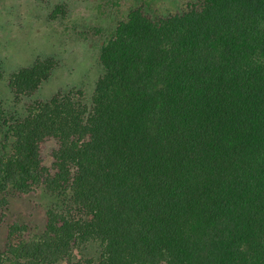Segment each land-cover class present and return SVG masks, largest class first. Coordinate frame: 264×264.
<instances>
[{"label": "trees", "instance_id": "obj_1", "mask_svg": "<svg viewBox=\"0 0 264 264\" xmlns=\"http://www.w3.org/2000/svg\"><path fill=\"white\" fill-rule=\"evenodd\" d=\"M99 63L90 107L58 93L4 123L0 221L8 189L67 204L40 234L11 224L0 264H264V0H195L158 19L133 9ZM56 66L12 73L14 100ZM89 242L98 260L72 261Z\"/></svg>", "mask_w": 264, "mask_h": 264}, {"label": "rangeland", "instance_id": "obj_2", "mask_svg": "<svg viewBox=\"0 0 264 264\" xmlns=\"http://www.w3.org/2000/svg\"><path fill=\"white\" fill-rule=\"evenodd\" d=\"M195 0H0V156L11 151L13 138L4 123L26 115V105L48 101L55 94L90 107L95 84L103 74L99 51L133 9L140 8L152 19L184 12ZM58 8L57 14L53 11ZM54 59L57 66L38 91L16 102L8 87L9 76L29 68L36 59ZM53 139L42 146V165L53 167ZM8 204L0 221V253L7 243L8 227L26 225L25 237L40 234L45 213L59 210L62 197L53 196L43 186H34L27 196L6 194ZM67 198H65L66 200ZM99 248L89 242L74 250L73 260H98ZM4 264H15L7 261ZM57 264H65L59 262Z\"/></svg>", "mask_w": 264, "mask_h": 264}]
</instances>
